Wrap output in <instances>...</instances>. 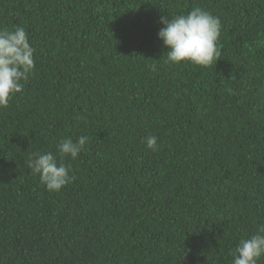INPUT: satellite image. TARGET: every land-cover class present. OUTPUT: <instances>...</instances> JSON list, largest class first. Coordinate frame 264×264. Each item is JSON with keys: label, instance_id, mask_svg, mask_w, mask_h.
Masks as SVG:
<instances>
[{"label": "trees", "instance_id": "16d2710c", "mask_svg": "<svg viewBox=\"0 0 264 264\" xmlns=\"http://www.w3.org/2000/svg\"><path fill=\"white\" fill-rule=\"evenodd\" d=\"M194 7L221 58L163 63L160 17ZM17 25L35 68L0 108V264H231L264 225V0H0ZM82 135L48 191L29 155Z\"/></svg>", "mask_w": 264, "mask_h": 264}, {"label": "clouds", "instance_id": "9594fccd", "mask_svg": "<svg viewBox=\"0 0 264 264\" xmlns=\"http://www.w3.org/2000/svg\"><path fill=\"white\" fill-rule=\"evenodd\" d=\"M159 22L163 27L157 35L168 49L161 57L163 63L191 62L208 67L221 58L219 37L222 23L210 11L194 7L186 13L161 16ZM34 52L24 27H0V108H6L10 99L23 90L35 68ZM88 139L83 135L76 140L71 136L62 137L55 152H33L26 165L33 175L39 176L48 191H60L75 179L70 175L65 158L76 159ZM143 139L152 151L158 150L157 136ZM230 255L231 264H260L264 257V225H260L254 234L240 238Z\"/></svg>", "mask_w": 264, "mask_h": 264}]
</instances>
